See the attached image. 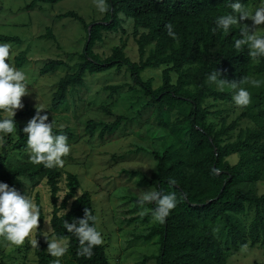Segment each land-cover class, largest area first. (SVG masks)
Instances as JSON below:
<instances>
[{"label":"trees","instance_id":"1","mask_svg":"<svg viewBox=\"0 0 264 264\" xmlns=\"http://www.w3.org/2000/svg\"><path fill=\"white\" fill-rule=\"evenodd\" d=\"M23 1L28 2L25 9L30 11L63 0ZM103 2L107 5V11L100 20L93 18L86 23L73 12L58 15V19L77 21L85 37L81 53L71 55L77 58L73 66L69 67L60 59H49L39 71L41 76L60 69L69 71L57 81L49 109L56 115H67L70 111L79 113L77 109H70V106H75L76 102L84 104L86 79L111 70L118 74L124 72L128 79L102 87L105 95L97 108L111 121L104 118L85 121L83 132L89 138L94 137L96 131L100 141L116 132H126L128 135L129 126L137 122L142 111L155 109L161 116L164 112L189 106L188 127L170 128L179 146L171 151L164 149L168 144L164 138L162 151L150 153L155 170L138 171L143 183L164 193L175 191L178 198L176 207L164 221L139 237L144 241L158 238L155 264H227L228 254L245 247L247 242L250 249H264V192L258 190L264 175V57L253 62L247 44L240 48L235 46L237 40L244 38L240 23L225 33L215 22L220 15L233 14L229 5L236 0ZM240 2L242 5L249 2L259 4V0ZM169 24L172 25L174 37L168 35L166 25ZM111 35L118 37L119 44L113 46L104 57L96 54V44ZM128 36L137 47L135 61L125 51V39ZM39 38L54 40L50 27H46L45 33ZM3 43L20 46L23 40L0 34V44ZM149 45L152 49L144 57ZM26 61L25 55L19 54L14 64L21 68ZM146 70H159L158 80L155 82L153 77H145L146 73L143 75V72ZM213 75L216 80L209 79ZM220 80L246 88L250 93V102L247 106H241L242 113L233 122L229 125L221 122L217 127L209 122L212 114L207 102L210 99L232 102L237 91L230 85L218 87L217 82ZM251 80L261 81L260 86H253L249 82ZM125 92L129 93L128 107L135 108L138 104L131 111L133 115L117 114L113 110L112 103ZM36 115L34 110H25L18 117L32 119ZM240 119H247L250 126L239 130L236 139L228 142L229 132ZM45 122L53 125V135H65L67 143L76 141L75 126L57 127L49 120ZM136 126L141 128L138 122ZM165 126L164 122L161 128L165 130ZM5 135L0 153V182L32 198L41 210V219L35 232L37 244L30 247L27 240L24 244L26 251L32 248L36 264H55L56 257H52L47 250L48 240L53 236L66 241V252L74 264H109L102 244L94 246L91 256H88L81 251L75 234L64 228L65 223L75 222L78 226L87 210L94 217L88 222L89 226L97 229L91 196L82 190L77 176L59 167L49 169L43 164L32 163L27 153V135L24 134L19 135L11 146L12 150L22 153L26 158L4 167L11 140V134ZM233 158L237 160L232 162ZM129 173L132 176L135 174L133 171ZM170 181L175 183L171 184ZM43 186L48 189L51 207L50 231L47 235L41 228L44 222V198L39 189ZM138 200L133 199L137 208L140 206ZM145 205L150 210L144 215L148 218L155 204ZM250 209L254 212L253 218L245 227L239 221L241 217L244 220V216L249 215ZM236 216H239V221ZM220 222L223 224L217 226Z\"/></svg>","mask_w":264,"mask_h":264},{"label":"rangeland","instance_id":"2","mask_svg":"<svg viewBox=\"0 0 264 264\" xmlns=\"http://www.w3.org/2000/svg\"><path fill=\"white\" fill-rule=\"evenodd\" d=\"M100 2L101 0H63L53 5H41L28 11L25 9L28 5L26 1L0 0V34L19 37L23 40L20 46L8 45L11 52L10 63L16 69L23 71L26 76V94L21 97L22 107L15 111L13 117L16 132L11 134L8 160L4 167L22 162L26 158L22 153L19 154L12 150L11 146L19 138V135H27L22 129L31 118L18 117L23 111L34 110L37 112L40 110L39 114L47 115V120L56 124L57 127L75 126L77 139L68 143L70 151L65 157H62L64 164L59 168L75 174L82 190L89 192L96 227L101 234L108 263L155 264L154 257L158 252V238L153 237L149 241H144L139 236L149 228L156 227L159 222L155 221L152 215L145 218L144 215L150 211L148 207L144 205L137 208L133 201L134 198L139 199L142 193L154 188L143 183V177L138 171L142 172L145 169L148 172H153L155 170V162L150 153L162 151L164 138L168 140V144L170 143V147L167 144L164 149L171 151L179 146L178 141L170 133V128L186 129L188 127L189 106L164 112L161 116L155 109L150 112L142 111L141 117L137 120L141 124L140 129L136 126L137 122L132 123L129 126L128 135L126 132L122 134L116 132L110 138L100 141L96 137L98 131L92 138L84 134L85 121H98L101 118L108 122L111 121L97 108L105 95L102 92V87L127 81L128 76L124 72L118 74L115 70H111L105 74L87 78V88L85 89L87 92L83 97L84 104L76 102L75 106H70V109H77L80 112L74 114L70 111L67 115H56L49 109L51 95L56 88L57 81L69 71L60 69L50 75H39V71L49 59H60L69 67L73 66L77 62V58L71 55L81 53L83 48L85 32L80 24L70 18L58 19V15L73 12L84 19L86 23H89L93 18L100 20L104 14L97 6ZM246 6L256 8L260 4L249 2ZM238 23L248 25V34H253L256 30H264V24L253 27L250 19ZM46 27H50L54 40L39 38L45 33ZM118 44L117 36H107L102 43L96 44L94 52L104 57L110 53L113 46ZM136 49L134 40L128 36L125 39V51L133 61L137 60ZM151 49V45L146 47L144 57L148 56ZM19 54L25 55L27 59L21 68H17L14 64V59ZM159 73V70H146L143 75L153 77L156 82ZM128 95L129 93L125 92L116 97L112 103L113 110L117 114L133 115L131 111L133 112L138 107V104L135 108L128 107ZM71 98L73 99V97ZM88 103L90 104L88 105ZM207 105L212 114L209 117V122L217 127L221 122L229 125L242 113L241 106L236 105L234 100L225 102L210 99ZM75 115L77 116L75 117ZM164 122L166 123L165 130L161 128ZM248 126H250V122L247 119L238 120L237 126L228 134V142L234 141L238 131ZM1 147L2 145H0V153ZM27 153L29 157L32 155L30 149ZM236 160L235 158L231 159L232 162ZM130 171L135 174L132 176ZM39 190L44 198L42 201L44 222L41 228L47 235L50 231L51 213L49 193L45 186ZM258 190L264 192V175H262ZM248 214L244 216V220L241 217L240 221L239 216H236L245 227L253 218V210L250 209ZM131 218L136 219L128 221ZM222 224L223 222H220L217 226ZM26 240L29 246L33 247L31 238H26ZM25 241L21 245H13L0 237V264H36L32 248L29 251L24 248ZM228 255L227 264H264V249H250L248 242L245 247H239L237 251L230 252ZM55 264L74 263L65 251L62 256L55 258Z\"/></svg>","mask_w":264,"mask_h":264},{"label":"clouds","instance_id":"3","mask_svg":"<svg viewBox=\"0 0 264 264\" xmlns=\"http://www.w3.org/2000/svg\"><path fill=\"white\" fill-rule=\"evenodd\" d=\"M259 7L252 8L242 5L240 0L231 3V15H220L216 18V25L223 32L227 33L230 28L238 26V22L250 19L252 26L264 24V0H259ZM101 12L107 11V5L103 0L98 3ZM168 35L174 37L172 25H166ZM243 39L235 42V46L240 48L241 45L247 44L250 49L249 55L253 62H258V58L264 57V30H256L253 34L249 33V27L239 24ZM10 46L7 43L0 44V145L5 143V134H15L16 125L13 121L15 111L22 107L21 97L26 94L25 73L16 69L10 63ZM210 80H216V76L209 77ZM253 86L259 87L261 81H249ZM230 85L231 88L237 89L233 96L234 103L239 106H247L250 102V93L244 87H238V84H228L224 80L217 82V86L223 88ZM37 115L28 121L22 129L27 134V146L32 155L30 160L34 164H43L45 168L61 167L64 164L62 157H65L70 146L67 143L66 136L53 135V125L46 123L47 115ZM174 184L175 181H170ZM163 193V194H162ZM155 204L151 209L152 217L155 221L163 222L173 210L178 198L175 191L164 193L151 189L141 194L138 200L140 206L145 204ZM40 207L32 198L25 194H20L14 188L9 187L7 183L0 182V237L13 245H21L26 238H31L32 246H36L37 240L35 232L38 227L40 218ZM94 217L85 212V218L79 220L78 226L75 222L65 223L64 228L69 233H74L81 245V251L91 256L94 246L102 244L100 232L94 227L89 226V221ZM85 242H87L85 246ZM67 248V243L63 239L53 236L48 240V253L52 257L62 256Z\"/></svg>","mask_w":264,"mask_h":264}]
</instances>
